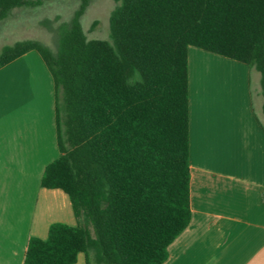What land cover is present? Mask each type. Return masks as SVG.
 Here are the masks:
<instances>
[{
  "label": "trees",
  "instance_id": "obj_1",
  "mask_svg": "<svg viewBox=\"0 0 264 264\" xmlns=\"http://www.w3.org/2000/svg\"><path fill=\"white\" fill-rule=\"evenodd\" d=\"M45 1L0 0V22ZM81 1L56 51L28 39L0 52L2 68L36 50L53 76L60 155L42 186L77 219L31 236L23 264H162L193 215L189 48L258 70L264 112V0H117L110 39L87 37Z\"/></svg>",
  "mask_w": 264,
  "mask_h": 264
},
{
  "label": "crops",
  "instance_id": "obj_2",
  "mask_svg": "<svg viewBox=\"0 0 264 264\" xmlns=\"http://www.w3.org/2000/svg\"><path fill=\"white\" fill-rule=\"evenodd\" d=\"M190 48L193 215L162 264H264L261 75L254 78L249 65L199 48L227 67L196 70L193 90ZM195 54L202 58L200 51ZM22 60L32 62L35 74L20 80L24 88L16 90L17 101L6 104L10 114L0 119V264H23L29 238H47L52 223L77 224L69 195L42 186L45 167L60 155L55 85L47 64L32 50L0 73ZM204 75L209 78H200ZM41 81L49 86L45 92ZM28 91L36 93L34 102ZM29 107L35 115H28ZM74 264H88L86 254Z\"/></svg>",
  "mask_w": 264,
  "mask_h": 264
},
{
  "label": "rangeland",
  "instance_id": "obj_3",
  "mask_svg": "<svg viewBox=\"0 0 264 264\" xmlns=\"http://www.w3.org/2000/svg\"><path fill=\"white\" fill-rule=\"evenodd\" d=\"M81 0H48L43 4L34 7L17 8L12 10L9 16L0 22V52L5 45H13L18 41L33 39L39 40L47 47L56 51L59 45L61 28L70 26L76 12L81 7ZM118 5L117 0H90L88 6L80 16L81 25L89 39L101 38L110 39V19L112 11ZM195 51L202 53V58L195 54ZM38 54H40L38 52ZM191 54V72L192 87L195 90L196 77L195 71L201 69L206 73L214 71L216 68H225V60H219L214 54H210L196 47L190 48ZM41 55V54H40ZM215 57V58H214ZM223 59V58H221ZM34 66L29 60L16 62L12 67H8L0 73V119L10 113L6 104L17 101V89L24 88L21 79L25 75L34 73ZM231 68V67H230ZM26 70V71H25ZM40 74V73H38ZM253 77L261 75L258 70L254 69ZM33 77L30 80L33 82ZM202 79L209 77L201 76ZM199 79V77H197ZM17 87L14 89V85ZM42 87L48 90V85L41 81ZM205 86V83H202ZM28 99L35 101L36 93L28 91ZM42 94V91L39 92ZM194 93V92H193ZM15 104L9 105L13 106ZM28 115H35L29 107ZM260 116L264 114L260 111Z\"/></svg>",
  "mask_w": 264,
  "mask_h": 264
}]
</instances>
